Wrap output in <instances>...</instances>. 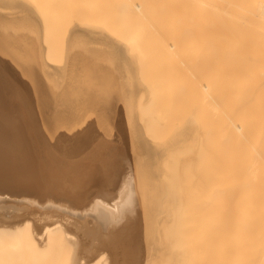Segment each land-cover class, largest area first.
I'll return each instance as SVG.
<instances>
[{"label":"bare ground","instance_id":"1","mask_svg":"<svg viewBox=\"0 0 264 264\" xmlns=\"http://www.w3.org/2000/svg\"><path fill=\"white\" fill-rule=\"evenodd\" d=\"M164 2L170 10L177 4L180 20L197 33L196 45L208 44L211 67L194 75L190 97L188 82L175 70L174 45L145 50L148 93L153 103H167L149 121L151 134L156 132L149 137L151 152L136 128L132 73L117 42L74 25L61 72L44 45L49 28L39 13L46 17V10L37 9L35 0H0V210L6 218L0 217V249L12 248L9 261L33 262L36 240L52 245L65 219L86 226L89 246L97 240L100 249L130 247L128 261L141 264L156 187L176 180L167 196L182 207L184 264H264V0ZM173 68L174 75H167ZM176 119L180 125L169 136ZM163 127L169 139L153 145ZM176 151L179 157L193 154L178 158L182 173L160 162ZM184 160L188 172L185 164L177 166ZM216 199L225 204L223 217H212L220 210ZM197 203L198 215L192 207ZM10 210L61 219L29 231L26 239L28 221ZM107 261L105 249L92 259L78 256L80 264Z\"/></svg>","mask_w":264,"mask_h":264},{"label":"rangeland","instance_id":"2","mask_svg":"<svg viewBox=\"0 0 264 264\" xmlns=\"http://www.w3.org/2000/svg\"><path fill=\"white\" fill-rule=\"evenodd\" d=\"M35 7L42 11L46 10V17L39 13L43 18L41 24L43 27L49 28V30H46L47 33L44 38L46 41L44 45L47 50L51 51V65L60 68L61 72L66 68L64 49L66 48L67 36L70 29H72L74 25H81L87 30L103 33L110 39L116 41L117 44L124 50V58L128 63L130 73H132V87L134 88V97L137 98L136 103L138 104L137 113L139 114V117H137L138 123L136 124V128L138 127L141 130L144 140L143 144L149 149L152 147L149 137L156 135L154 134L156 132H154L153 128L152 129L154 133L152 132V134L151 129H148L150 127L149 121L156 114L161 116V110L164 111V108L162 107H165L163 105L164 101L165 104L167 103L164 99L163 102L155 100L153 103L151 95L148 93V89L150 88V84L148 83L150 80L148 79V76L151 67V61L150 58H148L147 51L145 50L154 48L156 51L161 52L162 48L165 47L166 42L174 45V47H172V55L176 59L175 70H177V75L181 76L182 82H188L186 87L189 89V91H186L190 97L192 96L194 75L196 74L197 77L205 71L208 73V69L211 67H209L211 62L210 58L208 57L210 52H207L209 50L206 49L208 44H206L203 49L201 47V43L199 44L200 41L198 42L200 46H198V44L196 45L197 42L195 43V38H197V33L194 36V29L192 28L191 24L189 22L185 23L180 20L182 11L179 9L177 4H174V7L170 10L164 0H35ZM153 9H155V11H153ZM164 24H166V29L162 28L164 27ZM196 47H201V49L204 51L199 52L201 54H198L197 50L199 49ZM203 53V57L207 56L206 58L202 57ZM207 58L209 59L210 63H208ZM173 72H175L174 68L169 70L170 74L168 73L167 75H174ZM233 79L231 80L230 84L231 86L233 85L235 87ZM245 87L252 89L251 86ZM251 96L252 92L246 97L249 98ZM152 103L155 106L150 105ZM151 107L152 109H150ZM155 107H157V111ZM163 117L165 116H162V118ZM179 125L180 122L176 119V121L170 125V130L172 132L169 136H172L173 132L176 130V127ZM167 126L168 125L165 127L167 128ZM157 130V135L159 134L160 137L156 140H153L156 141L153 145L157 144V142L161 144L169 139L166 138V129L164 127ZM150 150L152 152V149ZM186 151H188L187 153L190 154L189 150ZM184 154L191 158L193 157V154H191L192 156L187 155L185 152ZM184 154L182 152L181 155L183 156ZM178 155L179 153L177 151L163 154L160 157V162L162 163L161 165L163 166L165 163L166 166L169 167V170L173 168L174 171V168H176L175 165L178 162V158L181 160L182 157H179ZM186 156L183 157L186 158ZM189 160L191 159H188V161ZM180 163L177 166H182L186 163V161L184 160L182 164ZM185 166H187V168L184 167L183 171L188 172L189 165L185 164ZM177 171L182 173V168L181 171ZM179 172L178 175L180 174ZM187 172L182 176L187 174ZM171 173L172 172H170V174ZM173 175L177 176L176 174ZM171 177L172 176L169 175V179H175L174 177ZM175 181L169 182V180H167V183H165L166 186L162 184L160 187H156V189L159 191V197L154 198V202L149 204V230H152V233L149 239L150 245L146 249V259L141 264H184L179 252V244L181 241L180 230L184 227L183 217H181L182 207L180 206V203L173 199L174 196H167V193H170V191H175L177 187V183ZM168 184L173 185L171 186ZM217 200L218 199L215 201ZM217 204L220 206L217 207L220 208V210L217 211V214L219 215L214 213L212 209L211 213L213 212L216 214L212 217H221L220 214L223 217L225 204L223 202L218 203V201ZM198 206V203L196 205L193 204L192 206L193 208H197L195 210L196 215L200 214L198 212V210L200 211ZM211 206H215V204ZM214 210L217 209L215 208ZM10 211H13V214H20L24 221H28L25 222L23 226L24 231L22 234L23 238L25 237L26 239L28 238L29 231L34 229L37 231L43 226V224L50 223L55 219H61L60 217L51 216L48 214H30L26 211L23 213L22 210ZM0 217L5 218L3 216L2 210H0ZM216 218L215 221L217 220ZM215 221L213 222L212 220L214 225ZM61 222L62 226H60L59 229L54 232V237L56 238L52 245L51 243H48V241L40 242L36 240L37 244H35L34 247L36 255H34L33 258L34 261L28 264H80L78 262V256L82 255L85 256L86 259H92L97 254H99L102 249H105L108 254V261L102 264H131V262L128 261L130 247H126V250L123 251L119 250L118 248H113L110 245L100 249V247L96 245L97 240L93 241L94 244L93 246L90 245V247L84 237V230L86 229V226H82L76 220L61 219ZM218 225L215 227L218 228ZM201 226L203 227L202 223ZM185 227H188L187 220ZM199 231L200 228L198 226V232ZM26 234L27 236H25ZM199 235H201V233H199ZM11 239V236H6L4 238L6 242L11 241ZM25 247H27V245H25ZM11 252L12 248L0 249V264H26L25 261L22 260H17L16 262L9 261L8 259ZM21 255V257L24 256V254Z\"/></svg>","mask_w":264,"mask_h":264}]
</instances>
